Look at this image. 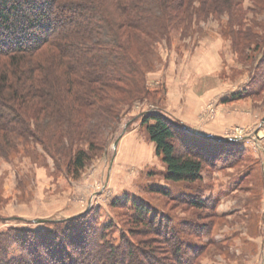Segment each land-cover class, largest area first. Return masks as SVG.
Instances as JSON below:
<instances>
[{"label":"rangeland","instance_id":"1","mask_svg":"<svg viewBox=\"0 0 264 264\" xmlns=\"http://www.w3.org/2000/svg\"><path fill=\"white\" fill-rule=\"evenodd\" d=\"M171 4L173 9L160 13L150 34L132 29L120 39L129 46L138 72L101 94L98 146L90 150L91 159L77 176L68 167L70 153L88 149L86 140L73 142L62 130L66 135L59 142L61 130L48 124L47 111L38 115L33 109L40 104L37 99L16 101L46 143L27 133L26 120L15 123L24 136L0 131V236L30 238L37 231L75 225L71 218L79 217L90 227L111 223L115 245L126 235L139 250L165 248L162 239L148 244L158 237L153 228L136 221V199L172 217L170 233L172 226L185 229L186 220L209 225L211 236L186 237L205 245L198 264H264V0ZM120 23L115 20L117 27ZM125 31L120 28V33ZM0 68L11 74L10 59L0 57ZM17 79L13 76L11 82ZM129 95L134 99L128 102ZM108 108L117 114L109 115ZM155 109L176 123L178 151L186 150L182 137L190 128L218 137L223 144H210L219 149L239 142L243 155L239 160L223 155L217 166L205 161L203 178L194 183L166 180V165L143 125ZM156 186L169 188L173 196L153 192ZM187 192L215 201L216 213L173 198ZM126 197L132 198L127 204H113ZM210 238L215 242L208 243ZM22 249L20 242L12 243L10 256ZM140 256L145 264L146 254Z\"/></svg>","mask_w":264,"mask_h":264},{"label":"trees","instance_id":"2","mask_svg":"<svg viewBox=\"0 0 264 264\" xmlns=\"http://www.w3.org/2000/svg\"><path fill=\"white\" fill-rule=\"evenodd\" d=\"M182 5L184 1L178 2V7ZM167 9H173L171 0H0V57L10 59L13 67L11 74L7 68H0V131L24 136L17 132L19 126L15 123L22 120L24 124L26 120L30 129L27 133L45 144L31 129L27 114L21 110L23 106L16 103L20 99L26 103L37 99L40 104L33 109L38 110V115L47 111L51 127L68 133L73 142L88 143V149L77 148L70 153L68 167L74 175L80 174L91 159L90 150L98 146L100 124L96 117L103 116L104 110L100 106L104 99L101 94H105L104 89H115L117 82L130 81L138 72L129 46L120 39L132 29L150 34L154 23L160 21V13H166ZM115 20L122 24L117 27ZM120 28H126L125 33H120ZM13 76L18 78L15 83L11 82ZM129 96L128 102L134 99ZM106 110L113 117L118 112ZM143 125L156 144L157 156L166 165L164 178L171 182L200 181L205 161L217 166L223 155L231 154L238 160L243 155L239 142H232L236 144L234 148L219 149L211 146L223 144L218 137L202 135L190 128H185L186 136L182 137L186 150L178 151L176 123L159 109L149 111ZM64 133L56 135L59 142H63ZM45 148L48 151L50 147L46 144ZM151 190L173 196L167 187L156 186ZM198 195L187 192L173 198L215 211V201L208 198L207 203ZM131 199L118 198L113 204L125 205ZM132 208L137 214L136 221L153 228L158 237L146 243L153 245L162 239L165 248L139 250L126 235L115 245L111 223L90 227L82 224V218L75 217L71 218L75 225L58 231H37L30 238L17 234L10 240L7 233L2 234L0 253L4 252V256H0V264H143L142 253L146 254L145 264H198L205 245L186 237L211 236L209 225L186 220L183 222L186 234L185 229L177 231V226L175 230L172 217L157 212L150 204L133 199ZM15 242H20L23 251L11 257L9 250ZM211 242L215 241L210 238L208 243Z\"/></svg>","mask_w":264,"mask_h":264},{"label":"crops","instance_id":"3","mask_svg":"<svg viewBox=\"0 0 264 264\" xmlns=\"http://www.w3.org/2000/svg\"><path fill=\"white\" fill-rule=\"evenodd\" d=\"M200 133H202V132H200ZM204 134H208V133H206V132L205 133H202V135H204Z\"/></svg>","mask_w":264,"mask_h":264}]
</instances>
